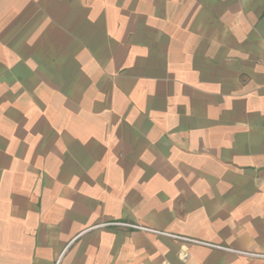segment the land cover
<instances>
[{"label": "crops", "instance_id": "1", "mask_svg": "<svg viewBox=\"0 0 264 264\" xmlns=\"http://www.w3.org/2000/svg\"><path fill=\"white\" fill-rule=\"evenodd\" d=\"M175 237L264 254V0H0V264H264Z\"/></svg>", "mask_w": 264, "mask_h": 264}, {"label": "built area", "instance_id": "2", "mask_svg": "<svg viewBox=\"0 0 264 264\" xmlns=\"http://www.w3.org/2000/svg\"><path fill=\"white\" fill-rule=\"evenodd\" d=\"M108 225H115V226H122V227H128V228H132V229H136V230H140L143 232H149V233H155V234H161L155 230H151L149 228H145L139 225H135V224H129V223H113V224H108ZM177 239L183 240L187 243H191V244H198V245H205V246H209L215 249H219V250H224V251H229L238 255H242L248 258H264V254H254V253H249V252H239V251H235V250H231L229 248H225L223 246H219V245H211V244H206L204 242H200L198 240H194V239H190V238H180V237H175ZM185 258V255H184Z\"/></svg>", "mask_w": 264, "mask_h": 264}]
</instances>
